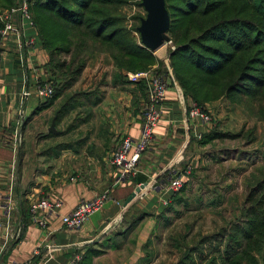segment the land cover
Returning <instances> with one entry per match:
<instances>
[{
    "label": "crops",
    "instance_id": "obj_1",
    "mask_svg": "<svg viewBox=\"0 0 264 264\" xmlns=\"http://www.w3.org/2000/svg\"><path fill=\"white\" fill-rule=\"evenodd\" d=\"M15 22L20 24V16ZM21 32L30 47L21 48L19 37L12 34L0 62V264H68L73 256L85 259L103 248L108 254L128 251L125 261L115 264H157V255L148 260V239L174 196L162 187L187 161L198 162V152H189L196 146V133L207 131L189 120L190 100L172 79L169 53H160L165 47L154 52L166 65L170 80L153 141L141 155L139 173L112 188L117 177L112 153L125 138L137 140L141 133L148 96L143 83L131 84L125 72L120 78L113 60L98 54L72 88L39 111L47 99L37 95V88L51 81L50 56L36 24L26 25ZM26 91L30 96L23 98ZM54 119L55 132H50ZM139 185L141 192L125 206ZM106 191L110 199L82 228L71 231L63 225L62 218L81 202ZM45 197L62 205L43 228L33 222L31 209ZM133 211H139L134 220L144 217L131 233L122 227ZM135 232L138 242L131 254L124 240H131Z\"/></svg>",
    "mask_w": 264,
    "mask_h": 264
},
{
    "label": "trees",
    "instance_id": "obj_2",
    "mask_svg": "<svg viewBox=\"0 0 264 264\" xmlns=\"http://www.w3.org/2000/svg\"><path fill=\"white\" fill-rule=\"evenodd\" d=\"M20 1L0 0V8L10 9ZM28 2L50 56L55 87L54 95L39 111L72 88L98 54L113 60L120 78L123 72L142 71L156 64L165 74L162 62L137 37L142 19L139 13H145L142 0ZM165 6L170 16L167 35L175 48L169 50V62L185 99L201 107L226 100L235 111L242 110L250 119L264 122V0H165ZM133 9L140 12L129 16L127 12ZM2 27L0 21V30ZM244 133L245 128L239 133L215 129L199 144L255 140L254 131L246 137ZM188 181L174 194L173 204L183 203L180 195ZM239 210L240 216L230 225L185 248L175 264H264V169L248 179ZM143 217L130 222L127 230H133ZM99 254L90 252L81 264H89L90 258Z\"/></svg>",
    "mask_w": 264,
    "mask_h": 264
},
{
    "label": "rangeland",
    "instance_id": "obj_3",
    "mask_svg": "<svg viewBox=\"0 0 264 264\" xmlns=\"http://www.w3.org/2000/svg\"><path fill=\"white\" fill-rule=\"evenodd\" d=\"M138 12L140 11L133 9L127 14L134 16ZM145 14L139 13L142 18L143 16L145 18ZM165 38L170 39L168 35H165ZM169 50L172 49L165 47L160 53H169ZM160 68V65L156 64L145 70L159 71ZM164 68H166L165 64ZM168 68L172 79L176 82L171 66L169 65ZM206 108L213 117L211 132L217 129L223 133H239L245 128V137L249 132L254 131L255 140L248 143L246 138L224 139L202 146L199 144L200 140L196 139V146L191 148L189 154L198 152V162L190 160L187 161L189 163L185 164L186 166L180 168L183 171L187 166H192L191 161L194 163L185 192L180 195L183 203L172 204L163 212V219L159 218L153 235L148 239L150 249L148 260L155 259L157 255V264H175L185 248L195 245L201 236L210 235L230 225L235 217L240 216L239 209L246 194L248 179L255 171L264 169V122L250 119L241 112L242 110L235 111L233 105L226 100L209 103ZM53 116L54 113L50 118L52 119ZM220 150L224 151L220 152ZM209 151L211 153L206 154ZM138 212L135 215L134 211L127 214L122 228H127ZM138 227L139 224L131 230V233ZM126 239L124 243L132 254L138 242L137 233H134L131 240ZM103 249V252L92 256L87 263L93 264L96 258L95 264H115L125 261L128 256V251L108 254L106 252L108 249ZM84 260L82 257L79 264Z\"/></svg>",
    "mask_w": 264,
    "mask_h": 264
},
{
    "label": "built area",
    "instance_id": "obj_4",
    "mask_svg": "<svg viewBox=\"0 0 264 264\" xmlns=\"http://www.w3.org/2000/svg\"><path fill=\"white\" fill-rule=\"evenodd\" d=\"M28 1L29 0H21L17 6L10 9L4 10L0 8V21L3 23V27L0 30V62L3 59L5 44L12 34L19 37L18 45L21 48L25 45L30 47L31 42H24L23 37L21 38V31L26 25L31 27L35 25ZM19 16L20 24L17 25L15 17ZM163 47H168L172 50L175 49L171 39L166 41ZM126 79L131 84H145L148 96L142 108L143 121L139 139L133 140L132 138H125L120 146L112 153L111 164L117 171V177L112 188L122 185L139 173L138 163L141 155L149 149L153 141L155 129L163 116L162 106L166 100L170 77L167 74H161L156 69H149L128 72L126 74ZM54 91V84L49 81L44 84H39L37 95L41 99H49L54 95ZM29 96V92H24L23 98H28ZM188 117L193 126L200 124L206 127V133L211 130L213 117L210 110L206 107H201L197 103L190 101ZM206 133L197 132L195 138L197 140H202ZM17 140H19L18 136ZM192 171L193 167L190 165L183 169V171L177 170L162 188L172 194L180 192L186 181L185 179L191 176ZM138 187L140 188V185ZM109 199L110 191H106L90 201L81 202L76 209L62 218L63 225L71 231L82 228L88 219L98 212ZM61 205L62 203L58 199L47 197L38 199L33 203L31 209L33 222L45 228L48 225L49 218L58 214ZM81 259L82 257L80 255L73 256L68 264H79Z\"/></svg>",
    "mask_w": 264,
    "mask_h": 264
},
{
    "label": "water",
    "instance_id": "obj_5",
    "mask_svg": "<svg viewBox=\"0 0 264 264\" xmlns=\"http://www.w3.org/2000/svg\"><path fill=\"white\" fill-rule=\"evenodd\" d=\"M142 7L146 13V17L141 19L138 27V35L144 47L157 52L165 45L167 35L170 29V16L165 6V0H142ZM50 132H55V119L52 122ZM142 188H137L127 199L125 206L129 205Z\"/></svg>",
    "mask_w": 264,
    "mask_h": 264
}]
</instances>
